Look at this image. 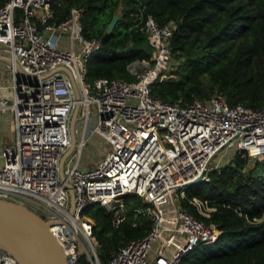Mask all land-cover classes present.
Segmentation results:
<instances>
[{"label": "built area", "instance_id": "obj_1", "mask_svg": "<svg viewBox=\"0 0 264 264\" xmlns=\"http://www.w3.org/2000/svg\"><path fill=\"white\" fill-rule=\"evenodd\" d=\"M81 14L72 8L54 25L47 23L50 0H7L0 6V51L12 59L11 65L2 64L10 69L12 82H0V113L12 114L14 131L12 144L0 153V197L51 221L50 231L68 264H80L81 255L89 264H100L93 220L85 210L94 204L104 207L117 228L127 214L125 198L136 196L148 205L133 212L148 217L151 228L123 243L108 264H179L197 244L213 242L219 230L181 206L164 212L160 200L173 193L183 197L189 183L198 177L207 181L208 173L219 170L235 151L245 152L251 161L263 158L264 108L229 106L217 91L186 106L152 96L150 86L174 77L177 62L169 45L175 23L160 26L151 16L142 25L151 55L127 67L134 80L98 77L86 82V62L99 42L82 35ZM15 65L30 78L20 76ZM59 67L69 70L78 100L65 73L49 74ZM76 104L79 130L65 156ZM93 136L108 150L87 166L81 152ZM189 203L203 216L213 210L204 200L191 198ZM0 264L19 263L0 251Z\"/></svg>", "mask_w": 264, "mask_h": 264}, {"label": "trees", "instance_id": "obj_2", "mask_svg": "<svg viewBox=\"0 0 264 264\" xmlns=\"http://www.w3.org/2000/svg\"><path fill=\"white\" fill-rule=\"evenodd\" d=\"M6 1L0 0V6ZM50 6L47 23L54 25L72 8L81 9L82 35L99 42L86 62V82L134 80L127 67L151 55L142 30L151 16L160 26L175 23L169 45L177 62L174 77L150 86L152 96L186 106L207 100L216 90L229 106L264 108V0H50ZM117 12L118 20L107 31ZM208 178L187 186L178 202L197 219L213 223L219 235L197 244L179 264H264V157L251 161L235 151ZM191 198L207 201L213 208L209 216L198 213ZM124 202L127 214L117 228L104 207L94 204L85 210L93 220L100 264H108L123 243L151 228L148 217L133 212L148 203L136 196ZM79 263L89 264L84 255Z\"/></svg>", "mask_w": 264, "mask_h": 264}, {"label": "water", "instance_id": "obj_3", "mask_svg": "<svg viewBox=\"0 0 264 264\" xmlns=\"http://www.w3.org/2000/svg\"><path fill=\"white\" fill-rule=\"evenodd\" d=\"M119 18V12L114 14L107 31H111ZM0 62L11 65L12 59L0 51ZM16 72L25 78H30L24 74L19 66L15 65ZM63 72L72 82V90L76 100L79 99L78 88L72 79L67 68L59 67L50 72ZM48 74V75H49ZM78 105L76 104L71 113L69 121V133L71 136V146L67 156L74 148L76 142L75 124L78 120ZM64 157L61 159L59 176L63 179L62 168ZM201 182L198 177L188 184L192 185ZM70 189L69 185L66 184ZM72 203V194L69 190ZM51 221L44 219L31 208L23 204L0 197V251L12 256L19 264H68L61 246L50 231Z\"/></svg>", "mask_w": 264, "mask_h": 264}, {"label": "rangeland", "instance_id": "obj_4", "mask_svg": "<svg viewBox=\"0 0 264 264\" xmlns=\"http://www.w3.org/2000/svg\"><path fill=\"white\" fill-rule=\"evenodd\" d=\"M0 82H3L5 84H10L12 82L10 69L6 68V66L2 64L0 66ZM107 150H108L107 144L104 141H102L98 136L91 137L82 149V152H81L82 164L84 165L87 164L89 166L92 165L94 162L93 160L95 159V156L99 153H104ZM217 157L218 156H216L214 160ZM178 197H179L178 193H173L165 197L164 199H161L159 202L161 209L167 213L174 212L178 207H180L179 202H178Z\"/></svg>", "mask_w": 264, "mask_h": 264}, {"label": "crops", "instance_id": "obj_5", "mask_svg": "<svg viewBox=\"0 0 264 264\" xmlns=\"http://www.w3.org/2000/svg\"><path fill=\"white\" fill-rule=\"evenodd\" d=\"M1 62H0V66H1ZM12 114L10 112L8 113H0V153L1 151L7 147L10 146L12 144L13 141V137H14V131L12 128ZM76 130H79V125H78V120H77V124L75 125ZM76 138H77V134H76ZM104 153H99L95 156V159L93 160V164H95L97 161H99L102 157H103ZM2 164V159L0 157V166ZM92 164V165H93ZM88 166V165H87ZM164 225H167V223H164ZM171 233H166V237L169 238V235ZM171 241H175V237L174 236H170Z\"/></svg>", "mask_w": 264, "mask_h": 264}]
</instances>
